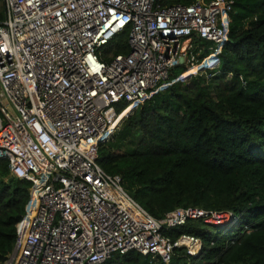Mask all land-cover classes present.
Wrapping results in <instances>:
<instances>
[{"label": "built area", "instance_id": "1", "mask_svg": "<svg viewBox=\"0 0 264 264\" xmlns=\"http://www.w3.org/2000/svg\"><path fill=\"white\" fill-rule=\"evenodd\" d=\"M165 1L4 0L0 158L31 182L5 264H101L133 249L168 263L175 248L201 253L200 238L172 241L162 230L219 212L177 208L157 219L98 163L100 144L170 71L195 66L193 36L213 42L217 56L229 39L234 0ZM127 28L129 52L105 58Z\"/></svg>", "mask_w": 264, "mask_h": 264}, {"label": "trees", "instance_id": "2", "mask_svg": "<svg viewBox=\"0 0 264 264\" xmlns=\"http://www.w3.org/2000/svg\"><path fill=\"white\" fill-rule=\"evenodd\" d=\"M5 18L0 0V20ZM128 35V28L117 34L105 46V58L128 53ZM214 48L213 42L193 36L188 55L195 57L194 65L204 61L216 67L187 80L179 77L200 65L174 67L166 81L171 84L140 104L100 144L98 163L120 175L127 192L157 219L177 208H197L231 212L232 221L193 217L162 230L172 241L182 234L200 238L198 256L175 248L167 263L133 249L101 264H264V0H234L229 39L218 56ZM30 187L0 158V264L13 250Z\"/></svg>", "mask_w": 264, "mask_h": 264}, {"label": "rangeland", "instance_id": "3", "mask_svg": "<svg viewBox=\"0 0 264 264\" xmlns=\"http://www.w3.org/2000/svg\"><path fill=\"white\" fill-rule=\"evenodd\" d=\"M205 60V59H204ZM204 62V61H203ZM203 62L201 63V64H198V65H195V66H199L200 65V67L197 69V70H195L194 72H191L188 76H184V77H182V75L179 77V79H181V80H187V79H189L192 75H195V74H198L199 72H201V71H203V70H205V69H208V68H214V67H216V66H212V67H210V66H206L205 64H203ZM192 67H194V66H192ZM191 67V68H192ZM190 68V69H191ZM171 83H166V84H164L163 85V87H162V89H165L168 85H170ZM162 89H160V90H162ZM125 117V116H124ZM130 193V192H129ZM130 195H131V193H130ZM213 217V216H212ZM211 217V218H212ZM208 220H210V218L208 219ZM228 222H230V219H228ZM215 223H219V222H217L216 221V219H215ZM221 223H223V222H221Z\"/></svg>", "mask_w": 264, "mask_h": 264}, {"label": "bare ground", "instance_id": "4", "mask_svg": "<svg viewBox=\"0 0 264 264\" xmlns=\"http://www.w3.org/2000/svg\"><path fill=\"white\" fill-rule=\"evenodd\" d=\"M229 212H219L218 214L214 215L212 218H210V221L215 222V219L217 222H223L224 224L228 223L229 218Z\"/></svg>", "mask_w": 264, "mask_h": 264}, {"label": "crops", "instance_id": "5", "mask_svg": "<svg viewBox=\"0 0 264 264\" xmlns=\"http://www.w3.org/2000/svg\"><path fill=\"white\" fill-rule=\"evenodd\" d=\"M218 65V64H217Z\"/></svg>", "mask_w": 264, "mask_h": 264}]
</instances>
